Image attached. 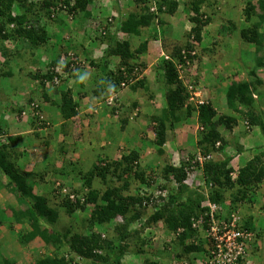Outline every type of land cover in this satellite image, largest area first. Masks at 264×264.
Here are the masks:
<instances>
[{
  "label": "trees",
  "instance_id": "obj_1",
  "mask_svg": "<svg viewBox=\"0 0 264 264\" xmlns=\"http://www.w3.org/2000/svg\"><path fill=\"white\" fill-rule=\"evenodd\" d=\"M55 1H59L60 6L66 9L71 16L79 13L86 17L90 16L87 7L92 0ZM128 1H132L136 10H131L125 17L118 11L116 16L105 22H97L101 30L100 38L106 41L103 54L105 68L107 69L108 66L106 59L110 57H117L119 62L115 70L105 69V73L96 79L98 82L91 92L87 91L79 76L78 71H83V69L80 68V62L76 57H72L70 61L60 67L57 56L48 62V70L45 73H42L39 68L34 72H29L27 76L38 82L43 101L52 106L56 105L63 121H68L77 115L81 100L87 97L88 93L106 103L108 98L104 93H107V90L108 94L116 92L121 87V83L135 92L143 87L144 80L137 79V76L134 75L139 67L131 64V60L134 61L147 52V44L150 40L164 41L162 35L158 39L157 34L160 32V26L164 24V15H173L179 6V1H182L188 16L187 21L191 27L183 32L182 43L162 45L166 58L162 59L158 71L163 78L160 88L164 92V105L160 110L152 113L151 122L145 124L146 129L149 126L152 128L151 143L155 147L157 155L164 160L159 169V176L153 178V172L149 177L145 174L144 170L139 167L140 154L135 149L123 152L119 160L113 161L102 159V155H98L95 164L85 173L79 174L87 191L83 194L74 191L73 197H66L62 203L65 214L69 217L76 212L89 211L88 217L85 219L86 228L84 232H75L71 227L60 231L55 227L58 220L57 210L48 205L47 196L32 193L34 183L31 181L35 173H23L15 162L16 155L19 154L13 158L14 148L12 146L21 137H9L7 144L0 143V186L1 178H5L6 189L15 198V204L20 207L17 209L8 203L6 209L0 207V224L25 223L28 229L23 230V234H20L18 239L20 245L24 247L35 239H39L44 245H50L53 250L50 254L36 258L32 264H125L123 259L126 255L133 258L145 254L142 250L144 242L139 243L136 250H127L130 247L129 240L135 239L140 242L139 230L149 226H152L153 229L165 230L166 235L170 238L169 243L163 247L164 256H158V260H154L156 256L153 255L152 261L145 260L143 264H160V262L173 264V261L177 264H194L191 255L202 253L205 258L207 251L204 245L208 244L211 249L213 248L211 238L203 236L205 231L209 232L212 225L210 209L203 203L208 201L224 208L226 194H229L230 204H237L239 207L240 203L249 200V195L256 192L264 179V140L258 152L257 147L251 149L255 150V153L236 172L229 165L230 157L227 156L219 161L206 159L199 162L197 160V157L205 158L212 153L219 155L227 144L236 147V151L239 153L237 144L235 142L231 144L230 140L218 131L219 127L231 131L237 125L236 118L218 114L209 102L198 106L187 103L188 91L185 85H194L196 89L198 87V81L194 80L192 75L190 76V72L199 58L196 50L198 43L203 40V29L210 24L211 20L210 16L201 10V7L207 5L210 8L211 5L213 6L212 2L209 5V0ZM32 6L34 4L29 3L28 0H0L1 43L4 41L16 44L17 42L20 46L22 42L23 44L27 43L31 49H37L46 43L48 39L46 29L32 12ZM54 7V0H43L39 6L40 9L46 11L48 18L52 13L49 9ZM14 9L18 11V14L13 13ZM242 17L241 27L237 33L242 42L252 47L255 63L249 75L255 77L253 89H256V86L262 84V81L257 78L256 70L263 66L262 61L264 60V0H257L256 5L252 4L251 0H246L242 9ZM230 25L236 26L233 22H230ZM152 26L157 31L154 34L150 32ZM141 35L147 39L139 41L137 47L131 50L130 40L141 39ZM167 49H169L168 52ZM14 53L17 54L16 51ZM175 62L180 63V69L185 71V74L187 73L185 79L179 78ZM139 69L141 71V68ZM60 72L72 74L77 83L75 87L77 97L73 96V91L69 87L59 89L63 78L67 77H61ZM54 79L59 80L57 85L54 84ZM132 80L134 81L132 82ZM48 82L51 83V87L55 86L59 91V102L57 103L50 100L45 94ZM250 84L242 81L232 82L227 88L225 102L227 108L243 116L247 126L246 131L258 127L260 134L264 136V121L257 113V107L254 104L256 100L250 94ZM27 102L32 106L34 104L32 99ZM109 107L108 114L115 116L118 107H111V105ZM130 107L133 111L137 104L133 103ZM241 107L246 108L245 111L240 110ZM21 113L22 108L17 110V114ZM195 114L198 124L196 130V135L199 137L196 142L198 152L179 160L178 163H173L162 154V147L166 143V133L172 131L175 124ZM129 121V118H121L120 129L126 128ZM199 173L202 176L201 182L196 183L194 176L196 184H186L188 175L199 176ZM44 174H41V177L39 175L38 179H42ZM108 177L113 182H121V185H112L102 192L91 188L94 178L104 182ZM130 179H134L138 183V187L148 191L144 192L142 189L129 193ZM166 184L172 185L167 193ZM201 184L205 185L204 188L208 193L204 196H200L198 193L196 197H191V186L197 187ZM234 189H236L235 192L230 193ZM233 208L227 213L222 212V209L216 210L213 215L214 220H225L228 223L232 221L236 230L253 233L250 231L249 221L245 222L244 218L239 217L238 209L234 206ZM7 210L11 213L12 221L4 216ZM147 210L150 212H146L148 213L146 215L145 211ZM234 211L238 216H232ZM142 219L144 221L136 228ZM109 225L111 228H108ZM219 226H221L220 223ZM245 243L246 254L249 255L252 241H245ZM167 246L171 248V253H167L169 249ZM163 257H167L165 258L167 260L165 261ZM248 259L247 255L244 258L238 257L235 264H248ZM0 264H15V262L3 258Z\"/></svg>",
  "mask_w": 264,
  "mask_h": 264
},
{
  "label": "rangeland",
  "instance_id": "obj_2",
  "mask_svg": "<svg viewBox=\"0 0 264 264\" xmlns=\"http://www.w3.org/2000/svg\"><path fill=\"white\" fill-rule=\"evenodd\" d=\"M42 1L43 0H28L29 3L34 4V6H32V12L46 29L48 39L44 45H41L37 49H31L27 43L23 44L21 42V45L18 46L17 42L16 44L4 41L3 43L0 42V134H3L1 133L2 130L5 131V125L12 129V126L19 124V121H16L15 117L24 116V118L28 117L30 119L31 135L29 134V136L25 137L23 140L20 139L13 144V158L16 154L20 153V155H23L21 158H27L33 161L38 160L42 167H37L35 169L34 172H38L37 177H39V175L41 177V172L45 170L43 178L36 179L39 181L38 185H40L39 188H37L36 185V188H33V192L35 194L42 193L46 195L48 205L57 210L58 220L55 227L60 231H64L67 227H71L75 232H84L86 228L85 219L88 217L89 211L84 210L83 212H76L69 217L65 214L62 203L65 198L72 195L74 191L80 192L81 194L87 191L83 185V181L79 178V174L88 171L95 164L98 155H102V159L113 161L119 160L123 152L126 153L135 149L140 154L139 167L144 170L145 174L149 177L153 172V178L159 176V169L163 162L159 160V155L156 156L155 147L151 143V139L153 138L152 128L148 125L149 128L146 129L145 124L151 122L150 117L153 111L158 110L154 108L156 103L155 99L159 98L156 105L158 103H160V106L164 105V92L163 89L160 88V83L163 78L162 75H158L160 72L157 71L164 55H166L162 45L172 43L180 44L183 42V32L186 30L184 29V24L186 25L187 22L184 23V19L182 21L183 24L174 29L173 21L179 16H183L184 18L188 16L183 7V2L179 1V6L173 15H164V24L160 26V32L155 31L152 26L150 31L151 34L157 32L158 39H160L162 35L164 41L150 40V45L147 46L150 47V52H146L144 55L130 62L141 68V71L138 68L140 71L139 73L138 69H136L134 75L137 76V79L140 78L145 80L142 88L133 92L127 85H124V87H120L112 94H108L107 90V93H104L107 96L106 98H108L106 99V103L100 101L98 98H91L90 93H88V97L90 96L93 100L87 102L85 100L84 104H81V113L78 119H73L74 122L71 123V127L65 126L67 130L63 127V130L71 132L73 137L72 142L69 141V138L60 139L58 137L61 126L58 127L56 125H59L61 121L56 120V125H54L55 121L51 119L48 123L50 125H48L47 121L43 119L41 110H39L37 104L42 102L40 85L37 81L29 78L27 74L39 68L41 72L45 73L48 70V62L57 56L58 65L60 67H62V64H65V62L70 61L72 57H76L80 62V68L83 69V71H78V73L83 75L82 78L87 91L91 92L98 82L96 79L106 71L103 61L104 48L102 45L103 42L106 43V41L100 38L101 30L97 22H105L107 19L116 16L118 11L125 17L131 10L136 9H134L135 7L131 3L132 1L130 2L128 0H121V2H116V0H92L89 7H87L89 8L90 16L85 18L82 13L71 16L66 9L60 6L59 1L54 0L55 7L49 9L52 13L48 18L46 11L39 8ZM210 2L213 4L210 8H208L209 6L207 5L201 7V10L210 16L211 20L210 24L203 29V40L198 43L196 50L199 58L190 72V76L192 75L193 79L198 81V85L200 81L204 80L203 75L206 77L205 79L208 85H214L213 81H216L217 84L223 83L228 87L234 80H237L236 82L238 83L241 80L246 83H251L249 85L250 94L252 98L256 100L254 103L255 107H257V112L264 121V60L262 61L263 66H260L258 68L259 70H256L257 78L262 81V84L256 86V89H253V80L255 77H250L249 75V79H244V75L246 72L249 73L251 68H254V54H252V47L242 42L237 33L241 27L240 22L243 18L242 9L245 6L246 0H209V5L211 4ZM251 2L252 4H257V0H251ZM13 13L18 14V11L14 9ZM82 22H84V24H82ZM230 22H233L236 26H231ZM172 31L175 33L173 36H171ZM145 39L147 38L141 35V39L134 38L130 40L132 44L131 50L137 47L139 41ZM154 46H157V50H153ZM203 49L205 50L203 51ZM15 51L17 52L16 55L14 53ZM166 51L168 52L169 49ZM18 54L20 56H17ZM114 58L118 60L117 57H110L106 59V61L108 64H111ZM207 67L209 68L204 70ZM145 71L147 72L144 73ZM63 75L62 73L61 76ZM133 81L134 80H132V82ZM203 86L205 87L206 84ZM49 88L56 90L55 86ZM62 88L63 85L60 86V89ZM220 88L222 87L220 86ZM223 91L224 90H222V92ZM123 92H125V94H123ZM224 97L221 96V98ZM29 99H32V101L35 99L33 103L36 105L33 104L32 106L31 104H27L29 103L27 102ZM223 100H221V102L224 104ZM57 101L59 102L58 95ZM133 103L138 105V112H131L130 106ZM110 105L111 107H118V114L116 112V114H114L115 116L112 117V123L117 124V127H113L110 123H106L107 116H109L108 111L110 109L108 106ZM20 108H22V113L17 114V110ZM245 109L246 108L243 107L240 108L242 111H245ZM218 111L222 112L224 115L237 118L239 122H237L238 124L236 127H239L243 133L246 131L247 126L241 114L235 113L221 104H219ZM182 113L184 114V111H182ZM4 115H8L7 119H2ZM9 118L10 121H5ZM121 118L130 119L126 128L122 130L120 129L119 122ZM196 123L195 120L191 121L188 127L190 128ZM32 124L35 127L32 126ZM52 126H56V129L51 130ZM38 128L44 132V135L41 137H39L40 130ZM113 130L115 131L111 132ZM226 131L228 130L222 129L223 134H225ZM255 132L258 134V139H256L258 152L264 140V136H262L260 132H257V130H255ZM42 138L44 140H42ZM231 139L233 140L234 138L229 137L228 140ZM235 141L237 140H234V142ZM139 142H141V144ZM195 146L194 139L191 138L188 143V148L183 151V153H179V156L177 155L178 160H182L190 156V154H195ZM16 157H18V155H16ZM217 158L218 155L216 156L214 154L212 160L217 161ZM38 170H41V172ZM195 174L193 176L188 175V180H186L187 185L195 183L193 179L194 176L196 178V183L202 181L201 174H199V176ZM130 180L129 193H134L142 189L144 192L148 191L147 189L138 187V183H136L134 179ZM262 184H264V182ZM112 185L119 186L121 182H113L109 180V177L104 182L98 178H94L91 188L102 192ZM204 186V184L198 185L197 187H194V185L191 186L190 196L196 197L198 193L200 196L207 194V189L204 188ZM166 187L165 190L167 193V191L172 188V185L166 184ZM235 190L236 189L230 191V193L235 192ZM260 190V195L255 194L259 191L256 190L254 194L249 195V200L247 199L245 202L240 203L239 207L237 204L231 205L229 194H226V199L223 203L225 207L222 208V212L225 211V213H227L230 209H234V206L238 209L237 213L239 217L241 216V218H244L245 222L249 221L248 225L251 227L250 231L253 233H251L250 237L252 246L250 247L249 255L247 254V256H249L248 264H264V185ZM1 198L0 207L3 209L7 207L6 201L9 202L8 204L17 207V209L20 208L14 203L15 201L13 202L15 198L12 194H0V199ZM149 208L151 207L149 206ZM146 212L149 213L150 211L147 210L145 213ZM235 212L236 211L232 212V216H238ZM148 213H146V215ZM5 214L4 216H7L9 221H12L10 211L7 210ZM143 221L142 219L141 222L136 225V228H138ZM108 228H111L110 225ZM27 229L28 226L25 223L15 224L11 222L9 224L5 223L4 225L0 224V262L1 259L8 258L13 260L15 264H32L36 258L50 254V252L53 251L50 245H44L39 239H35L24 247L20 245L18 240L19 236L23 234V230ZM139 231L140 234L138 237L140 238V242L135 241V239L129 240L130 247L127 251L136 250L139 243L144 242L142 250H144L145 254L142 256L145 258L143 259L140 255L133 258L126 255L123 259L125 264H143L145 260L152 261L153 255L156 256L154 260H158V256L165 255L163 247L169 243L170 238V236L166 235L165 230H160L159 228L153 229L152 226H149ZM168 248L167 253H171V248ZM177 250L179 249L177 248ZM191 256L193 257L194 264H203L204 257L202 253ZM163 258L165 259L167 257ZM166 260L167 259H165V261ZM172 263L177 264L175 261ZM160 264L163 263L160 262Z\"/></svg>",
  "mask_w": 264,
  "mask_h": 264
},
{
  "label": "crops",
  "instance_id": "obj_3",
  "mask_svg": "<svg viewBox=\"0 0 264 264\" xmlns=\"http://www.w3.org/2000/svg\"><path fill=\"white\" fill-rule=\"evenodd\" d=\"M114 1V0H113ZM117 1V0H116ZM118 2H121V0H118ZM90 5V4H89ZM89 7V6H88ZM88 10H89V8H88ZM84 16V15H83ZM85 18H86V16H85ZM185 19V22L184 23H186V25L184 24V29H189L190 27H191V25H190V23L186 20L187 18L185 17H183V16H179L177 19H175L174 21H173V28L175 29L177 26H180V25H182L183 23H182V21ZM82 24H84V22H82ZM173 28H172V30H173ZM175 33H174V31H172V35L171 36H173ZM134 39V38H133ZM132 40V39H131ZM156 42V41H155ZM103 48L105 49L106 48V43L105 42H103ZM148 45H150V41L148 42V44H147V46ZM149 48L150 47H147V52H150V50H149ZM153 50H157V46H154V49ZM162 53V52H161ZM118 66V60L116 59V58H114V60L113 61H111V64H108V68L106 69V70H115V68ZM209 67H207V68H205L204 70H206V69H208ZM253 68H251V70H252ZM250 70V69H249ZM257 70H259V69H257ZM158 71V70H157ZM147 71H145L144 73H146ZM159 72V71H158ZM43 73V72H42ZM159 75V74H158ZM203 75V74H202ZM246 75V76H245ZM245 75H244V79L245 78H247V79H249L248 78V76H249V73H245ZM67 76V77H66ZM66 78H63L64 80H63V82H62V85H64L63 86V89H64V87H69V88H71L72 89V91H73V96H75V97H77V90L74 88V87H76L77 86V83H76V81H75V79L73 78V76H72V74H69V73H67L66 74ZM80 77H81V79H82V82H83V85L84 86H86L85 84H84V80H83V75H79ZM160 76V75H159ZM203 78H204V80L203 81H200L199 82V85H198V87H197V91H198V94H199V99H200V97H201V99L202 100H204L205 102H209V103H211V105L215 108V110L217 111V113L218 114H222V112H219L218 111V107H219V104H221V105H224L225 107H227V105H226V102H225V100H223V99H225V97H224V94H225V91H226V89L228 88L227 86H225L223 83H220V84H217L216 83V81H213V84L214 85H212V84H209L208 85V83L206 82V77L203 75ZM145 81V80H144ZM237 80H234V81H232V82H236ZM242 82H244L243 80H241ZM226 82V81H225ZM202 83H204V84H202ZM227 83V82H226ZM237 83V82H236ZM206 84V86L204 87L203 85H205ZM217 84V85H216ZM219 85V86H218ZM220 86L222 87V88H220ZM59 89H60V87H59ZM124 90V89H123ZM122 90V91H123ZM222 90H224L223 92H222ZM138 91V90H137ZM136 92V91H135ZM220 93H221V95H220ZM45 94H46V96L50 99V100H52L53 102H55V103H57L58 101H57V95H58V97H59V91H58V89L56 88V90H53V89H51V88H49L48 87V85L46 86V90H45ZM123 94H125V92H123ZM123 94H119V95H123ZM114 95V94H113ZM118 95V94H117ZM201 95V96H200ZM116 96V95H115ZM221 96L222 97H224V98H221ZM91 98H95V97H93V96H91ZM90 98V96L88 97H85V98H83L82 100H81V103H80V106H79V108H78V110H77V115L75 116V117H73L72 119H70V120H68V121H63L62 119H61V117H60V115H59V110H58V108H57V106L55 105V106H53L52 107V105H50L48 102H44L43 101V99L41 98V100H42V102H39V103H37L38 104V107H39V110H41V113H42V116H43V119L45 120V121H47V124L49 123V121H51V119L52 120H54L55 122H54V125H56V120L57 121H61V122H59V125H56V126H58V127H60L61 126V130H60V132L58 133V137L60 138V139H66V138H69V141H72L73 142V140H72V135H71V132H67L66 130V128H65V126H68V127H71L72 126V124L71 123H73L74 121H73V119L74 118H76V119H78V117H79V115H80V113H81V110H80V108H81V104H84V102H85V100H86V102L87 101H90V100H93V99H91ZM95 100V99H94ZM156 100V103L158 102V100H159V98L158 99H155ZM221 100H223V102H224V104L221 102ZM33 102H35V99H34V101ZM95 102H96V100H95ZM156 103H155V109H158V110H160L163 106H160V103H158L157 105H156ZM217 104V105H216ZM218 106V107H217ZM95 107V106H94ZM229 109V108H228ZM138 110H139V107H138V105H137V107L132 111V112H138ZM154 110V109H153ZM158 110H154L153 111V113L154 112H156V111H158ZM230 110V109H229ZM232 111V110H231ZM257 111H258V109H257ZM258 113V112H257ZM259 114V113H258ZM109 115V114H108ZM5 116V117H4ZM3 116V118L2 119H7V117H8V115H4ZM259 116H260V114H259ZM108 118H107V121H106V123H110V125L111 126H113V127H117V124H113L112 122H113V120H112V117H114V116H107ZM15 119H16V121H19V124H17V125H15V126H12V129L10 128V127H8L7 125H5L6 127H5V131L4 130H2V132L1 133H3V134H0L2 137V141L0 140V143H2L3 142V144H6V143H8L9 142V140H8V138L9 137H13V136H19V137H21V139L23 140L25 137H27V136H29V134H30V132L32 131L31 130V127H30V119L27 117V118H24V116H19V117H15ZM195 120V122H196V114L193 116V115H191V117H189L188 119H185V120H183V121H181V122H179V123H177V124H175L174 125V127H173V130L172 131H167V133H166V143L164 144V146L162 147V154H163V157H165V158H167L168 160H170V161H172L173 163H178L179 162V160H178V157H177V155L179 156V153H183V151H185L187 148H188V143H189V141H190V139L192 138V139H194V143H195V145H196V142H197V140H199V137L196 135V129H197V127H198V124L196 123L195 125H193V126H191L190 128L188 127L189 125L188 124H190L191 123V121H194ZM236 120H237V122H239V120L236 118ZM5 121H10V118L8 119V120H5ZM4 121V122H5ZM238 124V123H237ZM48 125H50V124H48ZM32 126H34L33 124H32ZM56 126H52L51 127V130H53V129H56ZM35 127V126H34ZM66 129V130H63L64 128ZM50 129V128H49ZM222 129L223 130H226V129H224V128H222V127H219V129H218V131H220L221 132V134L226 138V139H229V137H231V138H234L233 140L231 139L230 140V143L231 144H233V142H234V140H237V141H235V143L237 144V148L239 149V153H237V151H236V147H233L232 145H230V144H227L226 145V147L221 151V153H219V155L218 154H216V156L218 155V158H217V160L219 161V160H222V158L223 157H225V156H227V157H230V163H229V165L231 166V168L234 170V172H236L237 170H238V168L239 167H241V166H243L245 163H246V161L248 160V159H250L251 158V156L253 155V153H255V151L254 150H251V149H254V148H256V139H258V134H256V132H255V130H257V132H259L260 130H259V128L258 127H255V129H251V130H249V131H246V132H242L241 130H240V128L239 127H233L232 128V130L231 131H226V133L225 134H223V132H222ZM40 130V132H39V137H41V136H43L44 135V132H43V130H41V129H39ZM115 130H113V131H111V132H114ZM31 135V134H30ZM225 135H227V136H225ZM75 137V136H74ZM3 138H5V139H3ZM77 138V137H76ZM141 139V138H140ZM42 140H44L43 138H42ZM16 143V142H15ZM51 143H53V142H51ZM140 144H141V142H139ZM173 143V144H172ZM263 143V142H262ZM261 143V144H262ZM13 148H14V146H13ZM195 149H196V152H198L197 150V148H196V146H195ZM190 151H193V150H190ZM195 152V153H196ZM191 153H194V152H191ZM19 155H18V157H16V159H15V162H16V165L19 167V169L23 172V173H35V175H33V177H32V181H34L33 183H34V186L32 187V193L33 194H35L34 192H33V188L37 185V188H39V185H38V183H39V181H37L36 179H38V177H37V173L38 172H34L35 171V169L38 167V168H41L42 166H40V162H38V160H36V161H33V160H31V159H27V158H21V157H23V155H20V153H18ZM156 154V156H158L157 155V153H155ZM160 158V159H159ZM158 159L161 161V162H163L164 160L161 158V157H159ZM24 159V160H23ZM31 160V161H30ZM177 161V162H176ZM38 171H40L41 172V170H38ZM44 171L45 170H43L41 173L43 174L44 173ZM200 174V173H199ZM235 175V174H234ZM44 176V175H43ZM42 176V177H43ZM264 182V179H263V181H262V183ZM1 186H0V194H8L9 193V191L6 189V187H5V183H6V179L5 178H1ZM260 184L259 185V187H258V189L257 190H259L257 193H255V194H257V195H260V189H262V186L264 185V184ZM36 188V187H35ZM11 194V193H10ZM39 194H42V193H37V195H39ZM2 197V196H1ZM8 199H9V197H8ZM14 199V198H13ZM1 200H2V198L0 199V202H1ZM15 201V199L13 200V202ZM6 203H9V202H7L6 201ZM14 203H16V201L14 202ZM10 206L12 205V204H9ZM223 205H225V204H223ZM13 206V205H12ZM219 206V205H218ZM220 209H222L221 207H219ZM27 246V245H26Z\"/></svg>",
  "mask_w": 264,
  "mask_h": 264
},
{
  "label": "built area",
  "instance_id": "obj_4",
  "mask_svg": "<svg viewBox=\"0 0 264 264\" xmlns=\"http://www.w3.org/2000/svg\"><path fill=\"white\" fill-rule=\"evenodd\" d=\"M151 10H153V7H151ZM175 63L176 70L179 73V78H185L187 73L185 74V71L180 69V63ZM61 74L62 73L60 72L59 75L61 76ZM54 82V84L57 85L59 80L54 79ZM121 86H124V84L121 83ZM185 86L188 91V104L198 106L205 103L204 100H198L199 94L194 85L186 84ZM1 137L2 136L0 135V140L2 141ZM210 157L211 155H208L205 158L197 157V160L202 162L206 159H209ZM203 205L210 209V221L212 222L209 232L205 231L203 236L210 237L211 244L213 246L211 249V246L208 244L204 245L206 246L207 253L205 254V260H203V264H235V261L238 257L244 258L245 255H247V246L245 241H251V234L244 230H236V226L232 221L228 223L225 220H214L213 215L218 207L215 204L209 203L208 201H205ZM219 223L221 226H219ZM193 226H195V224H193Z\"/></svg>",
  "mask_w": 264,
  "mask_h": 264
},
{
  "label": "clouds",
  "instance_id": "obj_5",
  "mask_svg": "<svg viewBox=\"0 0 264 264\" xmlns=\"http://www.w3.org/2000/svg\"><path fill=\"white\" fill-rule=\"evenodd\" d=\"M164 57H165V56H164ZM175 64H176V63H175ZM62 73H63L65 76H66V74H67V73H64V72H62ZM178 74H179V73H178ZM64 75H63V76H64ZM63 76H61V77H63ZM65 76H64V77H65ZM183 79H185V78H183ZM47 85H48V87H51V83H50V82L46 83V86H47ZM121 87H124V86H121ZM198 100H201V99H199V97H198ZM191 105H192V106H195V105H193V104H191ZM197 128H198V127H197ZM38 129H39V128H38ZM2 144H3V142H2ZM6 144H7V143H6ZM210 155H211V157H210L209 159H212V157L214 156V154L212 153V154H210ZM70 196L73 197V195H70ZM72 197H71V198H72ZM216 206H217L218 209L220 210L219 206H218V205H216ZM218 209H217V210H218Z\"/></svg>",
  "mask_w": 264,
  "mask_h": 264
}]
</instances>
